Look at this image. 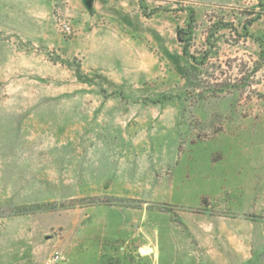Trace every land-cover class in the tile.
Masks as SVG:
<instances>
[{
	"label": "rangeland",
	"instance_id": "obj_1",
	"mask_svg": "<svg viewBox=\"0 0 264 264\" xmlns=\"http://www.w3.org/2000/svg\"><path fill=\"white\" fill-rule=\"evenodd\" d=\"M0 264H264V0H0Z\"/></svg>",
	"mask_w": 264,
	"mask_h": 264
},
{
	"label": "trees",
	"instance_id": "obj_2",
	"mask_svg": "<svg viewBox=\"0 0 264 264\" xmlns=\"http://www.w3.org/2000/svg\"><path fill=\"white\" fill-rule=\"evenodd\" d=\"M194 22H195V19H194L193 13H192V16L190 17V24L188 25V29H189V32H190V33H191V30L193 29V24H194ZM184 33H185V32H184L182 29H179V30H178V39H179V41H180L181 43L186 44V47L184 48V52H186V51H187V47H188V45H187L186 41H184V39H183V35H184Z\"/></svg>",
	"mask_w": 264,
	"mask_h": 264
},
{
	"label": "built area",
	"instance_id": "obj_3",
	"mask_svg": "<svg viewBox=\"0 0 264 264\" xmlns=\"http://www.w3.org/2000/svg\"><path fill=\"white\" fill-rule=\"evenodd\" d=\"M67 31L69 32V31H70V28H67ZM57 259H59V257H58V256L56 257V260H57Z\"/></svg>",
	"mask_w": 264,
	"mask_h": 264
}]
</instances>
